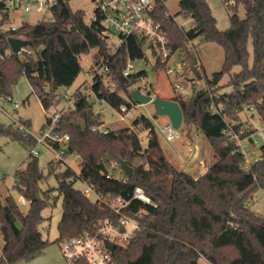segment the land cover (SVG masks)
Instances as JSON below:
<instances>
[{
  "label": "trees",
  "instance_id": "obj_1",
  "mask_svg": "<svg viewBox=\"0 0 264 264\" xmlns=\"http://www.w3.org/2000/svg\"><path fill=\"white\" fill-rule=\"evenodd\" d=\"M68 2L55 0L48 10L50 21L7 30L3 25L10 11L0 5V96H10V86L24 76L48 111L61 98L56 90L69 88L79 75L80 56L93 51L92 64L105 61L107 77L114 84L113 90L104 88L97 79L91 88L96 99L115 109L122 104L135 105L130 92L145 72L125 78L122 70L128 59L144 56V40L130 37L111 55L101 37V18L96 16L87 24L83 11H72ZM227 6L231 15L224 31L217 29L205 0H178V14L190 20L187 30L178 26L160 1L155 2L153 11L154 21L167 35L171 54L181 51L190 69L194 68L190 60H196L186 50L188 42L199 38L201 43H215L223 50L221 69L207 80L205 90L196 93L190 111L189 98H170L180 106L183 118H189L203 135L214 163L198 177L177 169L164 156L151 120L142 114L136 115L132 128L106 134L91 131L101 125L100 115L93 112L92 103L78 88L72 95L73 109L65 111L56 125L60 135L68 136L61 156L65 159L76 154L78 173L67 166L57 172L63 162L52 159L44 175L37 157L30 153L35 138L24 136L15 126L0 125V135L29 149L25 167L13 174L12 186L28 204L27 211L22 212L10 195L0 203V264L29 261L48 246L40 232L44 221L41 212L51 204L53 192L61 198L56 242L93 233L98 221L117 218L110 207L116 198L129 202L123 214L133 216L139 209L147 212L140 218V230L126 245L112 251L117 264H198L201 257L209 264H264V216L247 205L258 191L264 192V144L259 147V158L244 170L243 156L225 133L227 123L239 133V114L244 108L253 107L264 123V0H232ZM239 6L244 7L243 18L237 15ZM9 38L26 40L27 45L14 54L8 47ZM234 67L239 70L234 72ZM164 68V62L155 61V73ZM224 77L227 80L222 83ZM149 85L146 92L153 95ZM224 88L229 90L219 92ZM77 122L86 129L73 125ZM26 125L29 127L28 122ZM143 130L148 133L144 147L138 137ZM254 132L245 130L239 136L251 141ZM119 161L132 169L130 176L121 171ZM49 175L54 176L56 187L43 189L41 183ZM77 180L108 204L89 200L74 187ZM135 187H140L156 206L132 199Z\"/></svg>",
  "mask_w": 264,
  "mask_h": 264
},
{
  "label": "rangeland",
  "instance_id": "obj_2",
  "mask_svg": "<svg viewBox=\"0 0 264 264\" xmlns=\"http://www.w3.org/2000/svg\"><path fill=\"white\" fill-rule=\"evenodd\" d=\"M208 4L213 17L216 20V27L220 31H224L229 27V15H231V11L228 8V4H231L232 0H205ZM164 5L167 9V13L173 17L178 26L187 30L190 27V20L178 14V0H165ZM68 6L72 11H83L84 13V21L89 24L91 18L94 15V10L96 8V2L93 0H69ZM237 15L240 18H243L245 15V10L243 6H239L237 9ZM51 14L48 10L43 13H35L33 10L29 12L23 11L21 8H16L15 10L10 11L9 18L6 23L3 25L5 30L10 27L16 28L23 24H35L37 21L51 20ZM116 40V38H113ZM186 50L189 52L191 56H193L196 60V66L192 69L186 67L182 71V75L175 76L174 74L167 75L165 73V68H170L171 70H176L179 61V56H183L181 51H176L169 58L164 69H158L155 73L153 66L155 65L156 58L152 53V50L149 44L145 43L142 47L143 57L140 59L132 60V65L135 68V72L144 71L145 72V81L148 86L151 84V90L154 95L159 96L160 98L166 96L174 97L176 95H181L185 98H189L192 95L191 89L194 88L193 99L192 102L189 103V111L191 109V105L194 101L196 93L207 88L206 82L209 80L213 73L218 72L221 69L222 61H223V50L220 46L215 43H201L199 38L194 39L191 42L186 44ZM249 50L251 52V46L249 44ZM92 54L93 51H90L87 54H83L79 58V63L81 67V71L73 84L69 88H58L56 90V94L61 97L58 102L54 101L53 105L50 109L60 110L67 106L68 100H64L63 97L67 96L71 98L73 93L79 88L81 92L89 96V101L92 103V109L94 113L99 114L100 110L103 113L100 115L101 127L115 130L119 128H126L130 125V122H120L118 119L117 112L115 108L111 107L105 102H100L96 99L95 95L89 91V89H85L83 84L85 82H89V68L92 64ZM239 67H234L233 71L237 72ZM264 70V67H263ZM195 72H197L200 76V79L195 78ZM227 80V77L222 79V83ZM175 84H179L182 86L180 89V93H176V88H174ZM146 85V86H147ZM132 89H138V85H134ZM159 90V92H157ZM229 88L220 89L219 92L228 91ZM10 97L16 101L19 105L14 108L11 104L6 103L4 101H0V106L3 110L11 115L18 122H28L29 127L27 128V132L34 137L35 139L40 137L41 127L45 123L48 114L44 111L41 102L31 92V88L27 79L24 76H21L17 79L15 83L10 86L9 89ZM135 107L133 108V113L135 115L142 114L148 119L151 120L154 131L157 135V139L160 145L161 150L164 154L169 157V155H179L181 157V161H186L187 157L185 154H181L178 151L177 143L184 142V139L194 140L197 143V147L204 146L206 144L207 149L210 147L206 142L203 135L196 131V129L189 123L190 119L183 118V122L179 127L178 131L180 134V138L173 141H166L164 135L160 131V117L154 115L153 107L150 103L145 105H140L135 103ZM49 111V110H48ZM188 120V123L186 121ZM229 121V120H228ZM8 119L0 113V125L3 127H7L9 125ZM240 129L239 131L245 132V130H255L254 140L257 142L254 145H247L246 150H251L253 153L249 157V161L253 163L260 156L259 147L264 144L263 133L260 131L261 123L259 121V117L257 113L254 111H248L246 108L239 114ZM43 130V129H42ZM147 131L143 130L138 133V137L141 141L142 146H146L147 144ZM189 146H193V142L184 143L182 149L184 152L187 151ZM36 152L35 156L37 157L38 165L41 168L44 175L47 174L46 165L49 161L55 158V155L46 149L43 145L36 143L33 148ZM29 154V149L21 144H19L16 140L8 138L6 136L0 135V203L2 204L4 201V197L6 195H10L11 198L19 203L21 197L16 189H13V174L18 169H23L25 167V160ZM215 161V159L213 160ZM179 162V161H178ZM175 164L174 166L177 169H181L180 163ZM79 161L76 157L71 154L64 159L61 167L57 170V172L64 169L65 166L70 167L76 173L79 172L78 167ZM201 169V167H200ZM56 172V173H57ZM191 175L197 177L200 174V170H193L190 172ZM41 187L46 189L48 187L55 188L56 180L53 175L47 176L46 180L41 183ZM74 187L81 192L87 191V198L91 201L96 200V196L91 191L88 186L77 180L74 183ZM257 200L253 202L249 208L264 216V193L258 191L256 194ZM19 208L22 212H26L28 208V204L24 203L19 205ZM44 221L40 225V232L42 238L49 242L48 246L44 249L42 253L34 257L33 259L21 262L19 264H68L58 246V242H56L58 238L57 233V223L61 216V198L57 196L56 192H53V198L51 199V204L44 208L41 212ZM2 238L0 235V249L2 246ZM198 264H209L204 258H200L198 260Z\"/></svg>",
  "mask_w": 264,
  "mask_h": 264
},
{
  "label": "built area",
  "instance_id": "obj_3",
  "mask_svg": "<svg viewBox=\"0 0 264 264\" xmlns=\"http://www.w3.org/2000/svg\"><path fill=\"white\" fill-rule=\"evenodd\" d=\"M93 1L96 2V8L91 21L95 20L96 16L101 18V22L104 27L101 37L104 39L111 55L115 54L130 37H135L139 40H144L145 43L149 44L156 60L164 62L166 66L169 58L172 56L170 50L168 49V38L161 25L153 19L155 2L160 1L164 4L165 0ZM54 2L55 0H0V5L4 10L7 9L12 11L16 8H21L25 12L33 10L35 13L40 14L49 10L54 5ZM10 28L14 29L13 27ZM114 37L116 40L113 39ZM179 61L180 63L178 64L176 70H171L167 67L165 68V73L167 75L174 74L175 76L182 75L183 69L188 67V64L185 61L184 56H179ZM131 62L132 60L128 59L122 70V76L125 78L136 73ZM107 70L108 67L105 61H101L98 65L91 64L89 68L90 80L89 82H85L83 84L84 87H87L85 89H89L92 93L91 88L97 79H99L104 88H110L113 90L114 84L109 82ZM145 83L147 82L145 81V77H143L137 85L138 90L147 94L146 88H149L150 86ZM174 88H176V93L178 94L180 93L182 86L175 84ZM63 99L68 100L67 106L60 110L49 109V111H46L48 114L47 124L44 129L41 130L40 137L35 139L36 143L43 145L55 155V160H62V162H64V158H62L61 153L66 148L68 136L60 135L56 131V125L65 111L73 109L72 97L68 98L67 96H64ZM87 100H89V96H87ZM0 101L9 103L14 108L19 105L10 96H0ZM135 106L136 105L127 107L122 104L115 109L120 122H130V125L128 126L129 128H132V122L136 118V115L132 111ZM247 110L254 111V108L249 107ZM0 113L8 119V126H15L24 136L30 135L27 132L28 127L26 123L16 121L12 116L8 115L1 106ZM102 113L103 111L100 110L99 115ZM160 124V131L164 135L166 141H173L180 138L178 129H174L166 117H160ZM91 131L106 134L109 129L103 128L99 125L97 127H92ZM260 131L263 133L264 138V123H261ZM225 133L232 141H234L239 152L243 156V169L249 170L252 164L249 161V157L253 152L251 150H246V148L248 144L254 145L257 142V140H254L253 138L256 131L251 136V141H249L247 138H240L239 135L243 132L239 131V133H236L232 128V124L227 123ZM33 148L30 150V153L35 155L36 152ZM73 155L79 161L78 156L76 154ZM88 188L93 191L89 186ZM93 193L95 194L94 191ZM82 194L87 197V191L82 192ZM95 196L96 200H99L104 204H108L106 200H102L96 194ZM132 199L146 205L153 207L156 206L140 187L134 188ZM256 200L257 197L254 196L252 200L248 201L247 205L250 206ZM24 203V199L21 198L18 205H22ZM128 203V201H124L121 198L114 199L110 204V207L112 208L114 214L117 215V218L98 221L94 225L93 233H86L77 237L59 240L58 246L64 260L68 264H117L111 254L113 250H109L105 246V242L114 244L115 248L117 246L126 245L140 230V218L147 215V212L143 209L137 210L133 216L123 214L122 210L128 205Z\"/></svg>",
  "mask_w": 264,
  "mask_h": 264
},
{
  "label": "water",
  "instance_id": "obj_4",
  "mask_svg": "<svg viewBox=\"0 0 264 264\" xmlns=\"http://www.w3.org/2000/svg\"><path fill=\"white\" fill-rule=\"evenodd\" d=\"M26 45V40H21L17 38L8 39L9 50L14 54H18ZM190 64L192 67L196 66V62L192 59L190 60ZM194 75L195 78L200 79V76L197 72H195ZM191 93L192 95L190 97L189 103L192 102L194 88L191 89ZM130 97L136 104L145 105L150 103L153 107L154 115L159 117H166L174 129H179V127L181 126L183 122V113L177 102L170 99L160 98L157 95L151 96L149 94H144L138 89L132 90L130 92ZM187 111H189V105H187ZM186 123H188V120L186 121ZM73 125L78 128H81L82 130L86 129V126L83 123L77 122L73 123ZM119 166L121 171L125 175H131L132 169L124 161H119ZM105 246L109 250H114L115 248L114 244L108 242H105Z\"/></svg>",
  "mask_w": 264,
  "mask_h": 264
},
{
  "label": "crops",
  "instance_id": "obj_5",
  "mask_svg": "<svg viewBox=\"0 0 264 264\" xmlns=\"http://www.w3.org/2000/svg\"><path fill=\"white\" fill-rule=\"evenodd\" d=\"M157 92H159V90ZM162 98L163 99H170L172 97L166 98V96H164ZM190 141L193 142V146H189L187 148V151L184 152V150L182 149L183 144L184 143H188V142L190 143ZM197 146L198 145H197L195 139L194 140H192V139L191 140L184 139V142H178L177 143L178 151L181 152V154H185L186 155V157H187V160L186 161H181L182 159L180 157V154L179 155H169V157H167L164 154V152L163 151L162 152H163L164 156L166 157V159L173 166L175 164H177V162L179 161L178 163H180V165H181V170H184L185 172H187L189 174H191L190 172H192L193 170H195V172H197V170H200V174L198 175V176H200V175H202L207 170V168L212 163H214V161H213L214 160V157H213V152H212L211 148L208 150L206 144L204 146H200V147H197ZM200 167H201V169H200Z\"/></svg>",
  "mask_w": 264,
  "mask_h": 264
}]
</instances>
